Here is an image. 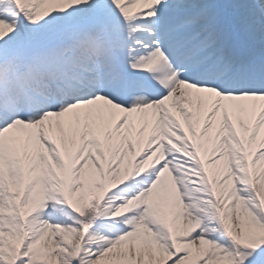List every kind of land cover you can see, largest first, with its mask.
Returning a JSON list of instances; mask_svg holds the SVG:
<instances>
[{
	"label": "snow or ice",
	"instance_id": "6c2138e0",
	"mask_svg": "<svg viewBox=\"0 0 264 264\" xmlns=\"http://www.w3.org/2000/svg\"><path fill=\"white\" fill-rule=\"evenodd\" d=\"M41 163L59 193L29 191L24 216L44 230L5 231L0 264H264V0H0L18 205Z\"/></svg>",
	"mask_w": 264,
	"mask_h": 264
},
{
	"label": "bare ground",
	"instance_id": "6f19581e",
	"mask_svg": "<svg viewBox=\"0 0 264 264\" xmlns=\"http://www.w3.org/2000/svg\"><path fill=\"white\" fill-rule=\"evenodd\" d=\"M261 123V121L258 120L257 122V126H259ZM241 127L242 128H246L247 127V121H244L241 123ZM230 130V124L229 121L227 119V117H225L224 119V123H223V128H222V132L221 135L223 136V141H227L228 140V133ZM255 133V128H253V134ZM170 135V134H169ZM161 147H163V145H161ZM186 147V146H185ZM225 147H227V145L225 144ZM191 155V154H189ZM159 156V153L157 154V158ZM80 157V153H77V155L75 157L72 158L71 163L73 164V166H75V162L79 159ZM92 159L91 156V152H89V154L85 157V162H87L88 160ZM61 165H57V167H60ZM173 167L180 169L181 171H183V167L180 161H177L176 164L173 165ZM36 169H38L39 174L35 177H33L30 182L27 184V189L35 192L37 190L44 192V193H59V182L55 180V178L52 176V174L50 173V171L47 170L46 166H44L42 163L36 166ZM33 169H30V171H32ZM74 170V167H73ZM191 175H193V173L189 170L188 171V176L190 177ZM119 177V172H112L109 175V179L113 182H115ZM196 186L191 184V183H187V190L190 192L191 196L193 197V202H192V207L190 208V211H192L195 216H205L206 214H208L206 212V209H211L209 208L207 205L203 204L200 202V199H198L197 197H199L197 191L195 190ZM59 197V195H57V198ZM205 210V211H204ZM89 213V215H91V211H87ZM87 220V219H85ZM88 223V221H87ZM86 222H83V224L86 226L87 225ZM35 226V228H40L42 231L43 229V222L39 221V218L34 219L31 222L27 223V227L28 226ZM49 229L53 232V234H56L58 236V238H65L70 234H75L77 236H82L83 233L80 232L77 228H67L65 230H60L58 228H52V226H49ZM161 235H164V233L162 232ZM27 238V237H25ZM166 242V239H165ZM105 264H127V262L121 261L119 259H113L110 261H106ZM150 264V262H149Z\"/></svg>",
	"mask_w": 264,
	"mask_h": 264
},
{
	"label": "rangeland",
	"instance_id": "374dc122",
	"mask_svg": "<svg viewBox=\"0 0 264 264\" xmlns=\"http://www.w3.org/2000/svg\"><path fill=\"white\" fill-rule=\"evenodd\" d=\"M17 182H19V179ZM29 191L28 189L26 190L18 205L15 200L19 194L10 193L8 191L3 169L0 167V236H3L5 231L9 232L11 235L20 234L22 226L27 227L26 225L28 222L39 218V213H37L35 217H29L27 221L25 220L24 212L25 206L29 203ZM197 198L199 199V197ZM57 203H62L59 197L57 198ZM76 203L78 207L85 209V211H91L87 208L83 200H78ZM206 212L210 214L211 209H206ZM87 221L88 220H84L83 222L87 223ZM35 234V230H33L31 235Z\"/></svg>",
	"mask_w": 264,
	"mask_h": 264
}]
</instances>
